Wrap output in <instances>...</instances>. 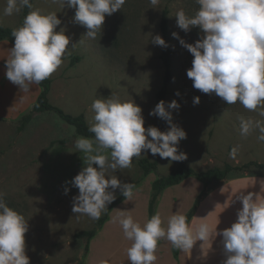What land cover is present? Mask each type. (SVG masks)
Listing matches in <instances>:
<instances>
[{"label":"rangeland","instance_id":"obj_1","mask_svg":"<svg viewBox=\"0 0 264 264\" xmlns=\"http://www.w3.org/2000/svg\"><path fill=\"white\" fill-rule=\"evenodd\" d=\"M31 3L44 13L56 12L62 21L56 31L64 28L70 38L64 62L50 77V103L73 115L82 113L90 125L94 115L90 107L93 100L117 95L122 101L133 100L142 108L145 128L157 124L161 131L168 130V123L149 115L155 108V93L164 74L159 58L162 47L151 40L157 34L161 36L159 21L166 8L172 54L165 102L176 100L180 105L178 109L169 110L172 122L187 133V138L178 145L187 159L171 161L142 151L140 157L157 159L155 170L142 175L134 158L132 168L111 173L122 183H133L134 195L130 201L123 197L112 206L86 250L85 238L76 237L75 233L94 227L97 220L73 213L72 200L79 190L70 183L84 167L83 153L74 147L75 140L81 136L50 111L35 113L23 130H17V119L29 109L40 88L33 84L29 92H21L6 78L5 60L13 44L0 41V192L5 194L7 205L28 220L25 240L30 264H129L127 249L132 242L124 237L115 221L122 212L130 213L142 225L148 220L151 183L158 176L167 174L180 162L196 171L221 168L226 163L237 166L248 161L264 163V142L257 141L258 130L242 136L239 127L241 118H264L239 103L228 105L214 93H202L187 77L194 57L172 33H178L189 44L200 38L198 27L184 32L174 17L181 8L187 15H194L199 8L196 0H161L157 9L152 8L149 0H126L122 10L106 16L102 31L95 39L83 37L87 29L74 22L75 9L67 4L63 6L60 0L55 3L31 0ZM5 7L6 0H0V26L12 29L22 26V10L4 16ZM177 92L180 95H176ZM197 96L199 103L194 104ZM58 140L63 142H56ZM234 148L236 152L232 156ZM245 173H264V168L251 165L244 170H232L228 176ZM203 190V183L194 176L164 188L154 212L161 215L165 228L171 215H186ZM115 195H121L119 189L115 190ZM161 242L160 249L164 253L155 264H170L168 240Z\"/></svg>","mask_w":264,"mask_h":264},{"label":"clouds","instance_id":"obj_2","mask_svg":"<svg viewBox=\"0 0 264 264\" xmlns=\"http://www.w3.org/2000/svg\"><path fill=\"white\" fill-rule=\"evenodd\" d=\"M60 2L75 9L74 22L87 29L83 37L95 39L106 16L122 10L126 0ZM160 2L149 0L153 9ZM196 3L199 8L194 15H187L181 8L174 16L184 32L198 27L201 33L194 44L172 33L194 57L187 77L202 93H214L228 105L239 103L264 118V0H196ZM24 7L29 12L22 26L12 30L14 45L5 60V75L26 93L31 85L49 79L62 65L70 38L64 28L56 31L62 23L56 12L44 13L34 8L31 0H6L3 15L19 13ZM151 42L164 48L169 46L159 34ZM199 99L195 97L193 103L198 104ZM90 107L94 115L88 131L94 135L79 137L74 143L77 152L83 153L84 167L70 181L79 190L73 197L72 211L99 220L117 198L115 190L119 189L128 201L134 195L133 183H122L111 173L132 168L133 159L139 158L142 151L171 161L187 159L186 153L178 150L187 133L172 122L169 109L180 107L176 100L167 104L161 100L149 113L165 120L169 125L167 131L155 126L145 128L142 108L133 100L122 101L117 95L96 98ZM239 127L242 136L258 130L257 141L264 142V119L241 118ZM235 152L234 148L230 155L234 156ZM68 191L66 187L65 194ZM4 195L0 192V264H30L25 240L28 220L7 205ZM236 198L242 204L237 219L219 232L220 221L215 226L201 222L194 234L183 214L171 215L165 228L159 213L142 225L130 213L122 212L115 222L132 242L127 249L129 264H155L158 242L162 239L170 241L174 248L189 250L197 240L204 241L213 235L222 237L226 256L223 264H264V197L249 192Z\"/></svg>","mask_w":264,"mask_h":264},{"label":"trees","instance_id":"obj_3","mask_svg":"<svg viewBox=\"0 0 264 264\" xmlns=\"http://www.w3.org/2000/svg\"><path fill=\"white\" fill-rule=\"evenodd\" d=\"M28 8H22V14L25 17L28 12ZM167 9L164 8L161 13L160 21H159V28L162 38L166 41L169 45L167 48L162 47V50L159 54V58L164 67V74L161 82V86L155 93V106L161 100L165 101V97L167 94V86L171 79V72H170V58L172 54V49L170 47V43L168 41L167 35V19H166ZM12 28L7 26H0V41H8L14 45V37H12ZM51 79H47L40 84H38L40 90L36 96V99L31 104L29 109L25 111L23 114L19 116L17 119V130L21 131L25 128L28 122L31 120L32 116L35 113L50 111L55 113L63 122L73 127L75 134L81 137H93L94 134L88 131L89 124L86 122L84 115L82 113L73 115L63 111L60 107L53 105L49 102L48 94L50 90ZM157 127V124L154 125ZM56 142H63V140H58ZM110 152V150H109ZM136 163L142 173L145 175L149 171L155 170L157 168V159L150 160L147 157H139L136 159ZM256 166L259 168H264V163H260L257 161H248L242 165H231V164H224L223 167H211L209 169L203 171H196L193 168L186 166L183 162L177 164L174 168H172L167 174L158 176L155 180L151 183V196L148 204V219H150L154 215V208L156 201L158 199L159 194L161 191L166 188L167 186L179 183L181 180L188 176H194L198 180H200L204 185V190L201 192L198 197L196 198L192 208L186 213L187 222L193 215L196 206L199 203L201 196L204 194L205 189L207 186L217 180H223L228 177V174L232 170H244L249 166ZM124 196L121 194L118 196L111 204L108 205V210L104 212V214L100 217L99 220L96 221V225L90 229L80 230L75 233L76 237H84L85 238V249H88L90 239L96 234V232L102 227L105 220L108 218V213L111 210L112 206L119 202ZM172 253L175 256L177 254V248L171 246Z\"/></svg>","mask_w":264,"mask_h":264},{"label":"crops","instance_id":"obj_4","mask_svg":"<svg viewBox=\"0 0 264 264\" xmlns=\"http://www.w3.org/2000/svg\"><path fill=\"white\" fill-rule=\"evenodd\" d=\"M249 192L264 197V173H245L211 182L188 221L193 233L195 234L196 226L201 222L215 226L220 221L217 226L218 232L229 228L236 221L237 211L242 207L241 202L236 197L240 193L246 195ZM159 197L161 198V194ZM161 246L160 240L155 253L158 259L164 253L160 249ZM171 246V242L168 241L167 254L170 264H223L226 259L222 237L220 236L215 237L213 235L204 241L197 240L189 250L178 249L175 256Z\"/></svg>","mask_w":264,"mask_h":264}]
</instances>
